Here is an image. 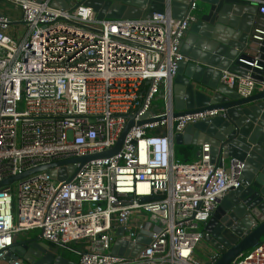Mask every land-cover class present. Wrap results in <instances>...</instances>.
<instances>
[{"label": "built area", "instance_id": "built-area-1", "mask_svg": "<svg viewBox=\"0 0 264 264\" xmlns=\"http://www.w3.org/2000/svg\"><path fill=\"white\" fill-rule=\"evenodd\" d=\"M52 1L0 0L19 13L13 22L0 11V182L110 151L132 116L134 125L117 154L73 164L70 181L42 170L0 187V264H33L7 257L19 235L34 230L55 258L60 249L77 256H61L74 264H198L193 251L204 226L239 186L243 166L223 157L211 162L208 144L187 165L175 158L174 136L219 114L172 118V79L185 60L179 44L194 17L175 20L165 10L118 22ZM246 1L259 6L240 60L248 68L220 79L241 98L264 92V2ZM196 8L194 1L190 11ZM158 95L161 108L153 106ZM116 240L125 243L120 255L112 254ZM232 264H264V242Z\"/></svg>", "mask_w": 264, "mask_h": 264}, {"label": "water", "instance_id": "water-1", "mask_svg": "<svg viewBox=\"0 0 264 264\" xmlns=\"http://www.w3.org/2000/svg\"><path fill=\"white\" fill-rule=\"evenodd\" d=\"M194 1L197 8L191 12ZM75 5L89 7L97 19L118 22H137L165 10L175 20L185 19L189 14L194 17L195 21L188 25L179 44V52L185 60L179 62L172 79V118L211 111L219 114L187 126L174 136L173 146L175 149V146L192 148L208 144L211 162H218L223 157L243 166L239 186L230 189L218 202L203 229L202 241L218 255L213 263L208 264H232L238 256L262 243L264 238V92L241 98L220 79L223 72L245 74L241 68L248 67L240 60L247 59L244 52L254 27L258 4L246 0H80ZM51 7L67 9L70 4L66 0H53ZM259 49L264 60V41ZM162 120L160 117L152 122ZM144 123L141 120L136 125ZM133 125L132 116L110 151L39 166L0 182V187L15 181L23 182L27 177L32 179L42 170H49L50 177L57 181H70L78 170L73 164L81 167L90 161L117 154ZM180 163L187 165L188 161ZM57 167L58 171L55 170ZM64 167H72L69 176L62 170ZM148 201V198L142 200ZM120 233L118 230L116 235ZM138 241L148 243L142 238ZM120 246L125 243L116 240L112 254H122ZM8 258H21L33 264H52L53 261L74 264L61 256L55 258L49 246L37 238L16 242Z\"/></svg>", "mask_w": 264, "mask_h": 264}, {"label": "crops", "instance_id": "crops-1", "mask_svg": "<svg viewBox=\"0 0 264 264\" xmlns=\"http://www.w3.org/2000/svg\"><path fill=\"white\" fill-rule=\"evenodd\" d=\"M67 2H69V4H72L74 2H72L71 0H66ZM5 6V5H4ZM14 8H10V6H7L5 7V11H1L2 13L6 14V12H9L7 16H9L13 22H18L19 21V17H16L13 15L14 11L13 10ZM259 16L258 14L256 15V18H255V22H254V26L258 20ZM180 148V147H179ZM199 148L200 147H196L195 149L193 148H186V147H182L181 150H179L180 152V155L183 154L185 155L184 158L180 159V160H185V161H188L189 157L187 156H191L193 157L194 159L196 158V156L198 155V152H199ZM175 150V149H174ZM175 154V152H174ZM176 158V157H175ZM176 158V159H177ZM263 242H264V238H263ZM218 255H216L213 251L210 250L209 248V245L205 242V241H200L199 244H197V246L195 247L194 251H193V258L195 259V261L198 263V264H208L210 262L213 261V258H217Z\"/></svg>", "mask_w": 264, "mask_h": 264}, {"label": "rangeland", "instance_id": "rangeland-1", "mask_svg": "<svg viewBox=\"0 0 264 264\" xmlns=\"http://www.w3.org/2000/svg\"><path fill=\"white\" fill-rule=\"evenodd\" d=\"M71 1L76 4L80 0H71ZM7 6L8 5H5L4 6L3 2H0V10L1 11L4 12L5 11V7H7ZM10 8H11V6H10ZM13 10H15L14 13H13V15L16 16V17H19L18 11H16V9H13ZM8 13L9 12H6L7 15H9ZM15 29H16V26H15V28L13 27V29H11V31H14ZM162 104L163 103H162L161 98L159 97V95L156 96L155 97V100L153 102V106L154 107L157 106V107L161 108L162 107ZM193 148L195 149L196 147H192V149ZM175 149H176V153L178 155V158H180V159L184 158L185 155H183V154L180 155V153L178 154V151L181 150L182 147L179 148V147H176L175 146ZM187 157L191 158V159L188 160V163H191V162H193L195 160L191 156H187ZM178 158H177L178 161H180V162L184 161V160H180ZM62 170H64V172L67 174V176H69L72 173V170L73 169H72V167H64V168H62ZM148 218H150V216H148ZM38 235H39V231L38 230H34V231H31V232L22 233V234L19 235V240H24V239L33 240V239H36L38 237ZM56 253L59 254V255H61V256L66 257L67 259L73 260V261H76V258H77V256H75L74 254H71L68 251H64V250H61V249L60 250H57Z\"/></svg>", "mask_w": 264, "mask_h": 264}, {"label": "trees", "instance_id": "trees-1", "mask_svg": "<svg viewBox=\"0 0 264 264\" xmlns=\"http://www.w3.org/2000/svg\"><path fill=\"white\" fill-rule=\"evenodd\" d=\"M175 151V157L177 158L178 157V155H177V153H176V149L174 150ZM180 152L178 151V154H179Z\"/></svg>", "mask_w": 264, "mask_h": 264}]
</instances>
